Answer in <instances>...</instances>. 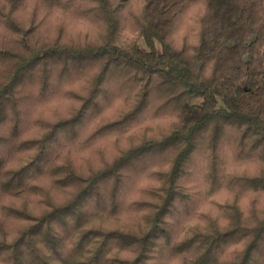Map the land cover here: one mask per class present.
Instances as JSON below:
<instances>
[{
  "label": "trees",
  "instance_id": "1",
  "mask_svg": "<svg viewBox=\"0 0 264 264\" xmlns=\"http://www.w3.org/2000/svg\"><path fill=\"white\" fill-rule=\"evenodd\" d=\"M0 264H264V0H0Z\"/></svg>",
  "mask_w": 264,
  "mask_h": 264
},
{
  "label": "rangeland",
  "instance_id": "2",
  "mask_svg": "<svg viewBox=\"0 0 264 264\" xmlns=\"http://www.w3.org/2000/svg\"><path fill=\"white\" fill-rule=\"evenodd\" d=\"M199 6L197 7H193L189 10H187V12L185 13V15L183 16V21L180 23V27L178 28V30H180L178 32V36L177 38L179 40H182L184 38H190V34L192 33V29H193V25L195 26V22L197 21V17L196 16H200L199 14ZM58 21L57 19H55L54 17H50V20L48 21V25H47V31L45 30V34L44 36H48L49 35V31L52 30L53 35L57 34L58 32V27H56L55 25L57 24ZM71 27L76 28L77 25L74 23L73 25H71ZM58 103H56V107H55V112L56 115L58 116H62V114L64 113V110H66V107L71 105L72 103H68L67 105L64 104V102H62V100H56ZM139 134L135 133L133 135H129L132 137H137ZM128 137V138H129ZM128 138H124L125 140H120L118 142L119 145L128 142ZM100 151H101V146L98 144L96 146H93V148L86 153H83V157H84V165H95L96 161L100 158ZM125 218L122 219V222H125ZM129 224V223H128Z\"/></svg>",
  "mask_w": 264,
  "mask_h": 264
}]
</instances>
